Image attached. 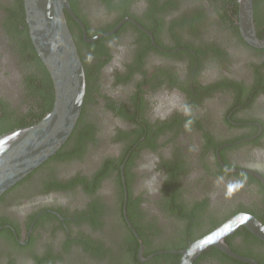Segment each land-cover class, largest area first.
I'll list each match as a JSON object with an SVG mask.
<instances>
[{
    "label": "flooded vegetation",
    "instance_id": "obj_1",
    "mask_svg": "<svg viewBox=\"0 0 264 264\" xmlns=\"http://www.w3.org/2000/svg\"><path fill=\"white\" fill-rule=\"evenodd\" d=\"M71 3L84 106L66 145L0 197V264H179L237 213L264 223V46L241 35L239 0ZM23 5L0 0V79L16 74L0 90L24 107L0 95V133L39 120L54 97ZM252 8L264 38V0ZM225 242L264 264L246 226ZM211 248L192 264H252L218 248L200 257Z\"/></svg>",
    "mask_w": 264,
    "mask_h": 264
},
{
    "label": "water",
    "instance_id": "obj_2",
    "mask_svg": "<svg viewBox=\"0 0 264 264\" xmlns=\"http://www.w3.org/2000/svg\"><path fill=\"white\" fill-rule=\"evenodd\" d=\"M252 1L239 0L240 33L250 44L264 46V38L256 34ZM23 3L30 39L39 62L49 76L54 97L50 111L39 120L23 121V124L0 133V197L66 145L75 132L85 101V68L66 17V11L74 14L71 0H23ZM230 67L228 65L227 69ZM15 80L14 72H6L0 84L12 91L11 84ZM0 93L2 98L10 100L11 105L18 103L24 108L13 98L15 94L6 89L4 92L0 90ZM181 93L175 91L171 96L161 97L160 103L172 104ZM216 97H220V93ZM16 108H19L18 105ZM223 108L224 100L218 98L211 109L213 120L221 119ZM241 225L264 240V223L247 213H237L205 236L190 242L181 251L179 264H192L208 247L218 248L244 262L257 264L249 257L236 254L225 242V237Z\"/></svg>",
    "mask_w": 264,
    "mask_h": 264
},
{
    "label": "trees",
    "instance_id": "obj_3",
    "mask_svg": "<svg viewBox=\"0 0 264 264\" xmlns=\"http://www.w3.org/2000/svg\"><path fill=\"white\" fill-rule=\"evenodd\" d=\"M170 168H171V170H172L173 173H176V169H175V168H172V167H170ZM171 188H172V189H170V191H171V195H172V197H174V195L176 194V193L174 192V189H176V187H175V186H171ZM212 250H216V248H213V247H212L210 250L204 252L203 255H201L200 257L205 256L206 254L210 253Z\"/></svg>",
    "mask_w": 264,
    "mask_h": 264
}]
</instances>
